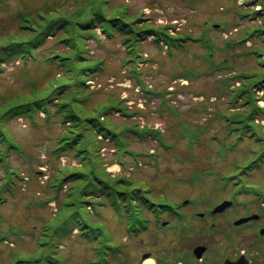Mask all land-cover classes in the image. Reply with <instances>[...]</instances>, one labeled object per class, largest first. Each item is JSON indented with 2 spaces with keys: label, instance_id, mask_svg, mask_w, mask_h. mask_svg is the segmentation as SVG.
<instances>
[{
  "label": "rangeland",
  "instance_id": "rangeland-1",
  "mask_svg": "<svg viewBox=\"0 0 264 264\" xmlns=\"http://www.w3.org/2000/svg\"><path fill=\"white\" fill-rule=\"evenodd\" d=\"M21 4L18 0H0V31L4 25L7 31L14 28V15ZM120 5L125 7L124 18L138 21L135 24L144 29L156 28L172 36L200 38L204 45L212 39L217 45L213 57H206L202 44L191 40L184 43V49L171 48L169 52L165 46L153 40L155 35L150 34L136 44L140 58L145 60L137 65L139 58L126 54L120 37L114 41H105L102 37V44H90L91 55L101 61L103 71L92 77L93 85L88 88L92 92L89 104L126 107V112L135 113L134 117H127L122 114L123 111H109L112 112L109 120L113 128L120 130L137 124L140 128L157 129L166 145L170 146L165 149L156 140H131L127 142L129 151L149 155H126L121 158L118 150L105 142L100 157L113 174L124 172L133 178V187L148 190L146 196L150 200L174 204L184 216L179 223L166 212L157 221L146 211L149 229L144 230L141 236L127 237L124 219L108 205L102 206L101 221L105 224L104 232L112 240L109 244H117L125 252L120 257L121 261L112 264H146L148 259L141 262L146 254L153 257L149 258L151 264H177L176 258H186L192 245L216 246L218 234L210 230L209 224L214 222L218 229L220 224L216 223L217 219L201 218L198 213H203L207 207L211 209L215 205L212 203L218 199L228 197H237L235 201L242 204L236 207L241 210L235 211L234 215L241 211L248 212L247 203H253L256 197L247 187L264 183V161L262 167L256 168L254 165L247 170L249 162L260 157L258 154L264 150V143L260 145L264 139V120H259L258 126H255L259 139L256 135L254 141L253 137L247 136L250 132L247 131L243 139L235 140L236 150L230 151L234 149L230 145L225 155L220 153L216 157L219 146H215L214 140L210 139L211 136L225 135L228 128L254 125V121L249 119H243L241 124L226 121L225 125L224 119L232 120L238 111L246 115L247 106L238 107L241 99L234 104L238 108L226 103L233 101L235 90L231 93L219 84L226 83L238 70L252 73L249 78L242 79L247 86L264 76V0H108L106 13L120 8ZM212 24L220 27L214 28ZM224 41H239L240 44L226 50L223 48ZM200 58H206L207 63L201 62ZM223 58L225 60L219 65L226 71L232 70L229 74L214 72V62ZM123 59L125 63L129 60V63L124 64ZM21 64L9 66L0 73V106L2 97L26 90V77ZM135 70H138L137 74L132 73ZM30 71L34 77L45 71L50 72V76L57 74V70L44 66ZM237 86L238 83L235 84ZM255 93L260 99L258 104L264 108V88ZM213 97H217V100ZM223 114L227 117L220 120ZM43 117V114L33 118L18 117L5 123L21 151L11 150L9 167L19 171L22 179L13 181L12 196L4 200L0 198V264H39L43 259L34 257L42 255L40 248L43 254L50 252L51 256L52 253L58 255L62 262L60 264H91V260L97 256L93 248L95 243L71 237L56 243L54 246L58 248L55 253L50 251L49 244L37 245L44 225L46 222L52 223L58 209L55 189L49 185L50 179L57 175L59 167L76 164L70 156L58 160L49 156L48 150L57 130L48 127ZM223 124L225 127L222 129ZM183 125L188 131H192L193 126L196 131L202 128L198 135L200 142H193L192 148L188 138L180 135ZM229 139L234 142L232 134ZM216 141L219 142V137ZM120 158L124 162L121 169L114 165ZM1 166L0 163V175L3 174ZM230 177L232 179L229 180ZM66 192L67 188L63 187L57 197L62 198ZM186 199L190 202L183 204ZM90 212H94L93 208ZM171 220V225L162 226L160 223ZM183 227L190 229V232L177 230H183ZM76 234L73 231L71 235ZM2 236L8 240L6 243H2ZM235 245L243 244L236 241Z\"/></svg>",
  "mask_w": 264,
  "mask_h": 264
},
{
  "label": "trees",
  "instance_id": "trees-1",
  "mask_svg": "<svg viewBox=\"0 0 264 264\" xmlns=\"http://www.w3.org/2000/svg\"><path fill=\"white\" fill-rule=\"evenodd\" d=\"M18 1L22 4L14 15V28L7 31V26L4 25L0 31V73L4 71V65L17 67L22 63L26 90L2 97L0 163L3 174L0 175V180L3 181L0 184V198L4 200L7 196H12L13 181L22 179L19 171L9 167L8 157L11 150L18 153L21 151L5 123L10 119L33 118L43 113V121L48 127L57 130L53 144L48 150L49 156L57 160L62 156H70L76 161V165L59 167L57 175L51 177L49 185L55 189L58 209L52 223L46 222L44 225V232L39 239L44 245L49 244L51 252H56L58 246L54 245L62 240H69L73 229L76 228L86 242L95 243L93 248L97 256L91 260V264L119 262L124 253L117 244H109L112 240L103 230L105 224L101 221L103 216L99 207L110 206L124 219L127 232L131 234L148 228L144 212L155 211L158 205L146 196L147 190L133 187L130 178L125 175L110 176L100 157L104 140L112 144L121 156L135 157L141 154L127 149V142L131 140L139 142L156 140L165 149L170 146L166 145L157 129L140 128L133 124L118 130L113 128L109 120L112 113L110 110L123 111L122 114L129 118L135 113H127L125 108H119L117 105L89 104L92 92L89 91L86 81L103 71L101 61L91 55L90 44L93 41L99 42L102 37L106 41H114L116 37H120L126 53L139 58L141 53L136 44L150 34L156 36L153 38L155 42H164L173 49L185 48V44L180 42H185L190 37L172 36L167 31L144 29L135 22H127L122 15L121 7L106 13L108 0ZM234 42L227 41L223 48L227 49ZM215 43L209 39L208 43L203 45L204 48H210L205 56L213 57L217 47ZM224 60L225 58L222 59ZM41 66L49 70L55 69L57 74L50 76V72L45 71L42 75L32 76L30 70H37ZM231 71L224 72L229 74ZM250 76L252 73L237 71L222 86L226 88L230 84L235 85L236 82H242V79ZM263 88L264 76L250 86L240 83L233 94L232 105L236 107L234 104L241 98L238 107L247 106L246 115L238 111L232 120L227 118L226 121L241 124L243 119L258 118L264 109L256 104L255 92ZM239 126L228 130L232 132L241 127L246 129L251 127ZM201 130L202 128L199 131L195 129L188 131L183 125L180 135L188 138L189 146L192 148L193 142H200L198 135ZM120 162L124 166L121 160ZM63 187L67 188V192L59 199L57 195ZM158 204L161 211L158 210L157 213L164 210L172 212L173 208L167 202L159 200ZM92 208L94 212H90ZM43 255L45 254L37 257L38 260L43 259L41 264L61 263L55 255H45L44 258Z\"/></svg>",
  "mask_w": 264,
  "mask_h": 264
},
{
  "label": "flooded vegetation",
  "instance_id": "flooded-vegetation-1",
  "mask_svg": "<svg viewBox=\"0 0 264 264\" xmlns=\"http://www.w3.org/2000/svg\"><path fill=\"white\" fill-rule=\"evenodd\" d=\"M224 200L225 199L221 200L220 202ZM233 204H231L230 206L232 207ZM229 207L226 210L231 208ZM262 209L264 214V201L260 204L259 209L257 210L262 212ZM226 210L218 215L222 216L226 212ZM259 220L263 221V225L259 227L257 233L255 229L249 225V223H245L240 226V228L244 231L250 230V232L245 236V242L243 243V245L234 246L228 245L223 242L224 245L218 247L217 249L212 248L209 245H205V249L201 251V256L199 259L194 258L193 255L194 248L196 247L195 245L190 247L189 258H186L185 260L177 258L175 262L177 264H223L225 260H229L231 262H238L237 264H264V218H258L255 221ZM233 221L234 219H232L231 223H233ZM228 230L230 229H228L227 221L226 225L219 226V240L222 239L223 241H225V239H234V237L231 236V233Z\"/></svg>",
  "mask_w": 264,
  "mask_h": 264
},
{
  "label": "bare ground",
  "instance_id": "bare-ground-1",
  "mask_svg": "<svg viewBox=\"0 0 264 264\" xmlns=\"http://www.w3.org/2000/svg\"><path fill=\"white\" fill-rule=\"evenodd\" d=\"M146 264H151L149 260H147Z\"/></svg>",
  "mask_w": 264,
  "mask_h": 264
}]
</instances>
